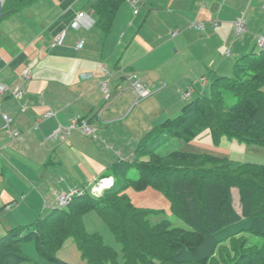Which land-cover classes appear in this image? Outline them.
<instances>
[{
    "label": "crops",
    "instance_id": "crops-1",
    "mask_svg": "<svg viewBox=\"0 0 264 264\" xmlns=\"http://www.w3.org/2000/svg\"><path fill=\"white\" fill-rule=\"evenodd\" d=\"M98 1L37 0L0 19V83L25 92L21 99L9 92L0 95V237L54 210L61 192L99 183L117 156L123 158L119 123L130 117L136 99L131 73L153 89L165 84L156 94L192 86L193 98L197 85L204 89L232 76L234 60L258 51L257 39L264 36V0H139L137 14L125 1L109 32L97 23ZM80 12L93 19L88 28L83 22L73 27ZM242 13L248 24L239 39L233 22ZM212 19L219 26L212 27ZM193 21H204L205 29L190 27ZM175 29L179 32L173 36ZM62 32V43L52 46ZM80 38L86 39L82 50L77 49ZM28 70L32 77L25 81ZM86 73L94 77L83 79ZM103 80L109 83L108 100L100 87ZM167 107L148 108V130L170 116ZM3 113L12 116L20 138L4 129ZM76 116L90 118L96 134L75 131L66 140L49 138ZM129 127L131 132L137 124Z\"/></svg>",
    "mask_w": 264,
    "mask_h": 264
},
{
    "label": "trees",
    "instance_id": "trees-1",
    "mask_svg": "<svg viewBox=\"0 0 264 264\" xmlns=\"http://www.w3.org/2000/svg\"><path fill=\"white\" fill-rule=\"evenodd\" d=\"M35 1L5 0L4 11L10 15ZM125 1L99 0L95 4L97 23L105 32L110 31ZM233 71L232 76L213 81L209 95L191 97L177 116L148 130L138 141L133 159H120L107 168L103 178L114 176L110 187L100 194L81 189L67 207L57 206L31 224L8 230L0 237V264H28L31 259L22 248L29 239L36 241L42 256L59 261L55 253L69 237L75 238L89 263L118 264L115 249L105 244L98 232L85 229L84 214L90 210L100 214L121 244L123 264H264V245L246 252L247 240L239 243L233 238L253 231L264 238L263 218L244 222L232 193V187L237 186L243 214L261 209L264 163L239 162L209 153H158L168 141H189L206 129L216 142L226 136L264 147V48L235 59ZM227 90L236 97L230 106L225 104ZM129 187L162 191L170 199L173 213L192 229L172 227L168 219L152 222L151 216L161 210L135 206L126 192ZM253 200L256 206H251ZM219 245L221 253L214 258Z\"/></svg>",
    "mask_w": 264,
    "mask_h": 264
},
{
    "label": "rangeland",
    "instance_id": "rangeland-1",
    "mask_svg": "<svg viewBox=\"0 0 264 264\" xmlns=\"http://www.w3.org/2000/svg\"><path fill=\"white\" fill-rule=\"evenodd\" d=\"M128 4L130 5V3ZM140 4L138 5V8L140 7ZM244 36L243 37L238 36V37L239 39H243ZM261 37L264 36L261 35ZM257 46L260 48L259 45ZM211 85L205 87L204 89L199 88V86L197 85V87H195V93L193 95V98H197L201 95H205V96L209 95L211 93ZM186 89L187 86H183V87L179 86L173 89L165 90L159 94H154L144 99L139 105L133 107L134 110L132 109L133 111L130 114V117L125 121H123L122 123H119L124 131L123 144L125 146V150L123 151L125 152V154L123 155L122 159H126V158L133 159L131 155L134 153V150L138 143L136 137L142 138L148 132L149 126L147 125H149L148 123L152 122V119L149 114L150 111H152V109L149 110L148 108L149 107L152 108L157 104H161L167 107L166 106L167 103L169 104L167 109L171 111L169 117L174 118L181 112L182 108L185 105L189 104V102L191 101L190 99L184 98V92L186 91ZM235 102H236V97L234 93L231 90H227L225 93V104L227 106H230ZM164 120L165 118H162L159 120L157 124H155L156 122H154V124L158 125L161 123V121ZM134 124H137L136 130L133 129L131 130V132L126 130V127L128 125L130 126L129 127L130 129L132 128L131 126H134ZM136 133L138 134V136ZM173 151L188 152V153H193V152L209 153L218 157H227L231 160L239 161V162L264 163L263 146L243 142L236 138H229L226 136L222 137L219 141L216 142L212 137V133L210 129L203 130L197 136H195L193 139L189 141L180 138L173 139L161 145L158 148V153L161 155H165ZM112 155H114L113 152ZM117 157H118L117 161L121 159L119 156ZM109 177H112L114 179V176H109ZM99 184L100 183H98V180H92L90 184L88 183L86 185L87 187L86 189L88 190H86L85 188L83 189V187L81 189L93 194V192L98 191ZM102 191L103 190H101L100 192ZM126 192L135 206L161 210L160 213L151 216L152 222H159L162 219H168L171 221L172 227L182 228V229H192V227L185 220H183L181 217L173 213L171 209V201L167 196H165V194L162 191L153 187H148L144 190H136L133 187H129L126 190ZM232 193H233V201H234L235 209L237 210L238 215L241 217V219H244V222L246 221L248 222V220H251L252 218L261 216L263 218L262 225H264V206L261 209L259 208V210L255 211V213L253 214H243V206L242 203L240 202L239 188L237 186L232 187ZM58 197H57V205H58ZM258 198L263 200L262 197H258ZM254 201L255 200H253V202L251 203L252 204L251 206H256V203L254 204ZM48 211L49 210L47 209V212ZM83 219H84L83 223L85 229L88 230L89 232H98L102 236L104 243L111 246L118 253L117 263L123 264V253L121 249V244L117 241L116 236L114 235L110 227L107 225V223L100 216V214L96 210H90L84 214ZM239 230L240 229H238L237 231ZM234 232H236V230ZM233 238L234 240L239 241V243L242 242V240L244 239L247 240L248 247L245 250L246 252L255 250V246L262 247L264 245V238L256 235L254 231L251 233L243 232L242 234L233 236ZM220 246L222 245L216 247L214 258H219V254L221 253ZM22 249L23 252L31 259L28 262V264H63L62 263L63 261L68 264H91L87 259H85L82 256L81 251L79 250V247L77 246L74 237H69L68 239H66L63 242L62 246L55 253V256L59 259V261H54L42 256L37 249L36 241L34 239H29L25 241L23 243Z\"/></svg>",
    "mask_w": 264,
    "mask_h": 264
},
{
    "label": "built area",
    "instance_id": "built-area-1",
    "mask_svg": "<svg viewBox=\"0 0 264 264\" xmlns=\"http://www.w3.org/2000/svg\"><path fill=\"white\" fill-rule=\"evenodd\" d=\"M130 5L134 8V13L137 14L139 13V0H126ZM84 23L85 27H89L94 21L89 16L86 12H80L77 15V18L75 22L73 23V27L76 29H79ZM212 27H217L220 24V21L218 19H212L209 21ZM234 29L235 32L238 36H244V34L247 32V24H248V19L245 13H242L239 17H237L234 22ZM190 27L196 29V30H204L206 27V23L204 21H193L190 23ZM179 32V29H175L172 32V35L175 36ZM65 36V32H62L58 34L53 42L52 46H56L60 43H62L63 39ZM86 45V39L85 38H80L78 43H77V49L82 50L85 48ZM258 45L260 48H264V37H259L258 38ZM103 72L107 75L111 74L110 70L106 67L103 68ZM32 72L30 70L26 71L23 74V79L25 81H28L32 76ZM81 77L83 79H88L94 77L93 73H86L82 74ZM128 80L131 82L132 88L135 91L136 94V99L131 107V109L137 105H139L144 99L156 94L160 88H163L165 86L162 85L160 88L153 89L151 88L144 80H142L138 74L136 73H131L128 76ZM100 87L105 93V98L108 100L110 98V87L109 83L106 80H103L100 82ZM9 92L12 97H15L16 99H21L24 96V90L21 87H18L14 90H10L8 85L0 83V95ZM193 92V87L190 86L187 91L184 92V98L189 99L191 97V94ZM0 102H1V97H0ZM25 109V106L22 107V111ZM50 114V113H49ZM48 114V115H49ZM3 119H4V129H6L14 138H20L22 136L21 132L17 130L16 128H13L12 123H13V118L11 115L7 113H3ZM97 120L101 119V114L98 112L96 114ZM75 131H79L85 135L88 136H94L97 132V125L94 124V122L90 118L86 117H73L67 124H61L59 125L49 136V138H58L60 140H65L68 137H70ZM114 182V179L112 177L109 178H102L99 180V185H98V191L93 192L94 194H100L101 190L104 188L110 187ZM78 191H81L79 188H74V189H68L67 191H63L61 194H59L58 197V207L64 208L69 205V203L72 201V199L75 197V195L78 193Z\"/></svg>",
    "mask_w": 264,
    "mask_h": 264
},
{
    "label": "water",
    "instance_id": "water-1",
    "mask_svg": "<svg viewBox=\"0 0 264 264\" xmlns=\"http://www.w3.org/2000/svg\"><path fill=\"white\" fill-rule=\"evenodd\" d=\"M5 0H0V19L7 16L10 12L4 11Z\"/></svg>",
    "mask_w": 264,
    "mask_h": 264
}]
</instances>
